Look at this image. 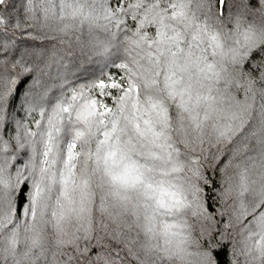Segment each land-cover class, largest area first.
<instances>
[{"label": "clouds", "instance_id": "9594fccd", "mask_svg": "<svg viewBox=\"0 0 264 264\" xmlns=\"http://www.w3.org/2000/svg\"><path fill=\"white\" fill-rule=\"evenodd\" d=\"M0 264H264V0H0Z\"/></svg>", "mask_w": 264, "mask_h": 264}]
</instances>
